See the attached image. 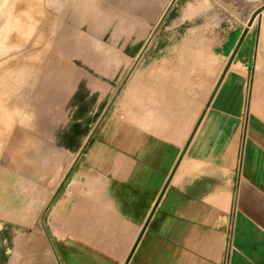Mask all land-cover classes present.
<instances>
[{"label": "crops", "instance_id": "crops-1", "mask_svg": "<svg viewBox=\"0 0 264 264\" xmlns=\"http://www.w3.org/2000/svg\"><path fill=\"white\" fill-rule=\"evenodd\" d=\"M138 4L147 30L114 24ZM13 7L19 36L40 40L39 68L64 72L41 79L59 120L40 129H89L90 142L68 158L46 131L0 206V264H264V79L249 31L162 29V0Z\"/></svg>", "mask_w": 264, "mask_h": 264}, {"label": "rangeland", "instance_id": "rangeland-1", "mask_svg": "<svg viewBox=\"0 0 264 264\" xmlns=\"http://www.w3.org/2000/svg\"><path fill=\"white\" fill-rule=\"evenodd\" d=\"M162 1L163 15L158 23V27L162 29L203 31L207 36L218 38L228 37L230 33L238 36L244 29L249 31L257 53L254 58V72L258 79H264V0ZM165 2H168L167 5ZM140 7L142 6L138 4L135 12L130 14V21H126V16L122 15L124 21L115 20L114 24L125 27L129 25L131 30L144 27L147 30L149 23L140 12ZM11 10L15 12L13 0H0V106L6 105L11 111L0 115L3 119L2 125L7 127L0 128V176L6 180L5 188L0 192V206L9 200L15 184H21L25 180L27 161L30 163L29 167H32L31 163L42 157L45 147L42 141L45 140L46 131H50L51 138L66 141L68 158L74 157L79 143L83 140L86 139L85 147L90 142V137L86 138L89 129H53L52 125L40 129L42 123L59 120L49 117L51 109L44 108L47 106L48 96L42 90L48 86H42L41 79L50 78V75L54 78L61 77L64 72L39 68L47 60L46 55L44 57L35 52L40 49V40L19 36L25 34L27 23L23 20H11V17H15L11 15ZM187 15L189 19L180 22ZM101 112L100 110L99 113ZM16 114L21 119L18 121L16 118V122H12ZM10 117L12 118L9 120ZM27 125L30 129H21ZM17 129L19 132L16 131L15 134ZM56 130H59L58 134ZM5 231L8 234L9 228Z\"/></svg>", "mask_w": 264, "mask_h": 264}, {"label": "water", "instance_id": "water-1", "mask_svg": "<svg viewBox=\"0 0 264 264\" xmlns=\"http://www.w3.org/2000/svg\"><path fill=\"white\" fill-rule=\"evenodd\" d=\"M254 15H255V14H254ZM244 34H245V31L241 34L240 39L238 40V44L241 42V40H242Z\"/></svg>", "mask_w": 264, "mask_h": 264}]
</instances>
